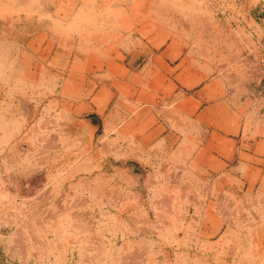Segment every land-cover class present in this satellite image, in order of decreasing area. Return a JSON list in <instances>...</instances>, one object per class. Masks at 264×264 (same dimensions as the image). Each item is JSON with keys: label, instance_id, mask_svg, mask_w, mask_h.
I'll return each instance as SVG.
<instances>
[{"label": "rangeland", "instance_id": "374dc122", "mask_svg": "<svg viewBox=\"0 0 264 264\" xmlns=\"http://www.w3.org/2000/svg\"><path fill=\"white\" fill-rule=\"evenodd\" d=\"M160 29L205 71L250 78L257 69L264 82V0H0V264H232L196 179L183 194L174 188L186 199L171 203L156 194L168 190L167 173L128 169L127 179L102 152L94 165L88 148L74 147L89 139L80 127H99L71 114L74 51Z\"/></svg>", "mask_w": 264, "mask_h": 264}, {"label": "crops", "instance_id": "0c3cea01", "mask_svg": "<svg viewBox=\"0 0 264 264\" xmlns=\"http://www.w3.org/2000/svg\"><path fill=\"white\" fill-rule=\"evenodd\" d=\"M164 32L154 31L145 40L127 36L113 43L109 38L94 43V53L85 48L74 51L72 75L68 74L76 78L69 92L71 114L94 116L99 122L98 128L80 127L89 139L75 140L74 147L88 148L94 165L102 152V164L109 170L125 166L127 179L130 164L143 170L145 178L156 171L167 173L168 190L156 194H168L171 203L186 199L175 197L174 188L181 187L183 194L196 179L197 186L210 191L200 199L213 202L216 247L219 242L221 251L230 247L221 258L232 264L262 261L264 82L257 69L250 78L239 68L205 71L185 52L179 36ZM29 68L31 63L28 76ZM58 100L63 101L61 96ZM82 107L87 110L82 112ZM61 111L65 114L64 108L57 114ZM22 115L32 116V106ZM140 181L133 184L141 185ZM134 191L139 193V187Z\"/></svg>", "mask_w": 264, "mask_h": 264}, {"label": "water", "instance_id": "95a60500", "mask_svg": "<svg viewBox=\"0 0 264 264\" xmlns=\"http://www.w3.org/2000/svg\"><path fill=\"white\" fill-rule=\"evenodd\" d=\"M90 120L94 121L96 126H98V120L95 117H91ZM128 169L131 173H134L137 175H139V173H140L139 170L134 166H130V167H128Z\"/></svg>", "mask_w": 264, "mask_h": 264}, {"label": "built area", "instance_id": "2783aa9c", "mask_svg": "<svg viewBox=\"0 0 264 264\" xmlns=\"http://www.w3.org/2000/svg\"><path fill=\"white\" fill-rule=\"evenodd\" d=\"M259 60H260L261 73H262V76L264 77V50L261 53Z\"/></svg>", "mask_w": 264, "mask_h": 264}, {"label": "bare ground", "instance_id": "6f19581e", "mask_svg": "<svg viewBox=\"0 0 264 264\" xmlns=\"http://www.w3.org/2000/svg\"><path fill=\"white\" fill-rule=\"evenodd\" d=\"M67 17V16H66ZM97 40V39H96Z\"/></svg>", "mask_w": 264, "mask_h": 264}]
</instances>
